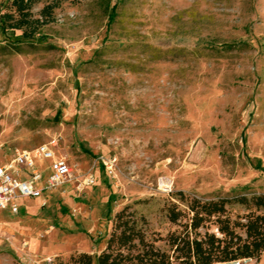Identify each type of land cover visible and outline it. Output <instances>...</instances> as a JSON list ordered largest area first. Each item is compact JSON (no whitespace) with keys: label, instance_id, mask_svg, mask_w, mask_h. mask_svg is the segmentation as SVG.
I'll return each mask as SVG.
<instances>
[{"label":"rangeland","instance_id":"rangeland-1","mask_svg":"<svg viewBox=\"0 0 264 264\" xmlns=\"http://www.w3.org/2000/svg\"><path fill=\"white\" fill-rule=\"evenodd\" d=\"M18 7L0 0V165L56 143L75 179L0 210L9 264L99 255L127 205L165 237L179 192L264 194V0Z\"/></svg>","mask_w":264,"mask_h":264},{"label":"trees","instance_id":"trees-1","mask_svg":"<svg viewBox=\"0 0 264 264\" xmlns=\"http://www.w3.org/2000/svg\"><path fill=\"white\" fill-rule=\"evenodd\" d=\"M31 1L13 4L24 13ZM174 200L167 214L177 229L167 236L153 232L146 216L127 205L116 213L105 249L96 256L80 253L72 264H232L263 256L264 194L202 199L179 192Z\"/></svg>","mask_w":264,"mask_h":264},{"label":"built area","instance_id":"built-area-1","mask_svg":"<svg viewBox=\"0 0 264 264\" xmlns=\"http://www.w3.org/2000/svg\"><path fill=\"white\" fill-rule=\"evenodd\" d=\"M56 143L41 144L33 149H17L10 159L0 165V210L19 213L21 199H40L47 205V196L70 184L75 179L69 162L56 154ZM49 162L43 166V162ZM86 178L77 189L81 191ZM161 187L170 190L162 180Z\"/></svg>","mask_w":264,"mask_h":264},{"label":"crops","instance_id":"crops-1","mask_svg":"<svg viewBox=\"0 0 264 264\" xmlns=\"http://www.w3.org/2000/svg\"><path fill=\"white\" fill-rule=\"evenodd\" d=\"M48 165V164H47ZM43 166H46V165H43ZM30 200H32V199H30ZM34 200V199H33ZM1 244H4L3 242L2 243H0V245ZM2 251L0 250V257H2L4 260H1L0 261V264H9L10 263V259H7V257H6V254H5V252H2Z\"/></svg>","mask_w":264,"mask_h":264}]
</instances>
